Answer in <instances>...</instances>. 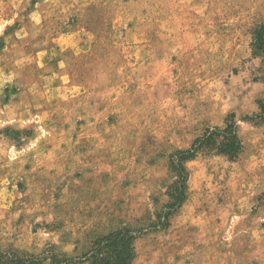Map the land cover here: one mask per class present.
<instances>
[{
    "label": "rangeland",
    "instance_id": "1",
    "mask_svg": "<svg viewBox=\"0 0 264 264\" xmlns=\"http://www.w3.org/2000/svg\"><path fill=\"white\" fill-rule=\"evenodd\" d=\"M224 3L0 0V123L11 128L31 121L44 135L53 130L47 159L37 161L35 172L25 164L29 175L0 178V249L38 255L54 248L74 257L114 229L147 228L168 202H161L148 173L163 165L172 175L168 156L179 150L158 146L149 125L162 123L173 108L182 110L174 97L200 91L187 87L193 78L213 88L208 72H219L200 69L215 59L212 45L230 35ZM244 71L233 68L231 75ZM184 76L189 79L173 92ZM240 138L244 150L235 162L199 155L186 163V201L166 230L137 239L134 262L142 264L144 254L137 252L145 248L164 264L173 252L195 245L197 260L206 257L207 264H264V166L256 163L264 140L252 147ZM213 157L222 162L216 175L217 165L204 163ZM249 163L253 171H245ZM204 177L205 194L190 192ZM254 179L259 183L250 194ZM245 199L248 208L241 211ZM146 200L154 213L146 210ZM36 203L50 209L47 219L31 211ZM209 236L215 244L207 243Z\"/></svg>",
    "mask_w": 264,
    "mask_h": 264
},
{
    "label": "clouds",
    "instance_id": "2",
    "mask_svg": "<svg viewBox=\"0 0 264 264\" xmlns=\"http://www.w3.org/2000/svg\"><path fill=\"white\" fill-rule=\"evenodd\" d=\"M225 10L224 23L230 35L221 45L213 44L210 51H213L215 59L209 65H205L200 71L216 70L218 76L209 77L214 82L213 88H204L203 84L197 83L195 78L187 85L188 88L200 89L193 91L188 95L174 97L180 100L181 111L175 108L169 112V117L157 125H149L152 135L155 136L158 146H167V151L172 149H185L172 154L169 158L177 169L183 170V161L186 158L197 156L201 151L207 150L212 153L225 150L229 147L232 153L238 154L241 145V136H244L247 143L255 147L260 140H264V107L257 105L254 101L259 98L264 104V43L257 38V33L264 30V0H225L221 5ZM220 47L219 54H215V49ZM243 68L240 76H232L231 69ZM222 69V70H221ZM257 70H260L259 72ZM249 74L260 76L258 84H252ZM189 77H178L172 91L183 86L181 80H188ZM227 81V83H225ZM207 82V81H205ZM251 89V91H248ZM251 107H248L249 104ZM248 121L259 122V130L253 128ZM39 123V122H38ZM48 128V124H44ZM211 129V131H209ZM52 129L49 128L48 134L44 135L43 129L37 127L31 121L27 123L17 122L11 128L0 123V178L6 180L2 174L7 173L13 180L18 177L27 176L24 165H33L31 171L35 172L39 164L47 159L45 156V147L52 143ZM20 147V151H14V148ZM231 154V153H230ZM163 155V153H162ZM261 158L258 163L264 166V145L260 149ZM255 160V157L251 158ZM209 165H217L212 168V174L216 175L222 171L215 157L212 160L205 161ZM249 163L245 171H253ZM159 189V198L162 203L167 202L166 185H173L177 181V175H169L167 168L161 166L158 169L148 173ZM237 176L243 173L237 171ZM179 179L182 181L183 176ZM223 179V175H220ZM259 183L254 179L253 184L248 186L247 191L252 194L255 184ZM5 187L7 183L5 182ZM209 188L207 178H201L200 183H194L190 192L195 195H204L205 189ZM213 190L215 186H212ZM241 211L248 208L247 200L239 202ZM145 208L149 214L154 213L156 208L151 201H145ZM229 211L231 206H229ZM33 213H45L42 219H47L49 208L41 207L39 203L32 206ZM20 213H16L19 216ZM31 218V217H29ZM7 234V233H6ZM136 234L135 230L129 233V238ZM216 238L209 236L207 243L215 244ZM198 243H206L198 241ZM223 243V241H221ZM150 248H145L142 252H137L138 256L144 254L142 264H157L158 256L148 257ZM179 256V259L175 257ZM186 260H191L192 264H207L205 261L197 260V248L190 245L180 251L173 252L172 255L164 261V264H185ZM134 264H141L140 261Z\"/></svg>",
    "mask_w": 264,
    "mask_h": 264
},
{
    "label": "trees",
    "instance_id": "3",
    "mask_svg": "<svg viewBox=\"0 0 264 264\" xmlns=\"http://www.w3.org/2000/svg\"><path fill=\"white\" fill-rule=\"evenodd\" d=\"M257 38L264 43V30L257 33ZM258 72L260 70H257ZM258 75H253V82L260 81ZM255 104L264 107L260 99L255 101ZM253 127H261L260 123L248 121ZM211 131V129H209ZM241 139V138H240ZM244 145L241 139V145L237 153H232L231 147L212 153L204 150L198 155H216L226 158L230 162H235L243 153ZM185 151V149L175 150L168 156V163L172 175H177V181L173 185L167 187L165 195L168 197V202L158 211L153 214L154 220L150 222L147 228H131L121 227L114 229L106 234L94 238L88 248L78 256L69 257L56 252L54 248H49L43 253L34 255L30 253L20 252L12 247L0 249V264H133L135 254V242L147 232L164 231L169 227L170 218L181 208L187 199L189 172L185 165L197 158L192 156L183 161V170L177 169L174 163L170 160V156L176 152ZM231 153V154H230ZM180 176L184 179L181 181ZM135 230L136 234L129 238V233Z\"/></svg>",
    "mask_w": 264,
    "mask_h": 264
}]
</instances>
